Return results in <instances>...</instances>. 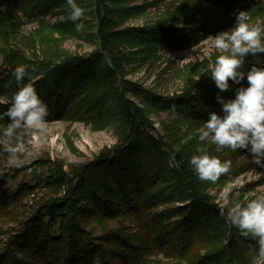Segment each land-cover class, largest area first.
<instances>
[{
  "label": "trees",
  "instance_id": "obj_1",
  "mask_svg": "<svg viewBox=\"0 0 264 264\" xmlns=\"http://www.w3.org/2000/svg\"><path fill=\"white\" fill-rule=\"evenodd\" d=\"M5 1L22 15L39 18L42 25L44 17L60 8L68 19L48 26L51 31L62 39L89 37L76 31L75 23L81 21L70 19L67 0ZM131 1L75 0L84 9L90 2L97 21L99 49L90 54L45 56L34 62L18 50H0V95L11 96L29 82L27 77L17 82L12 75L17 66L27 65L36 69L30 75L39 76L34 86L48 106L47 121L81 122L94 131L115 126L117 134L110 156L103 151L90 161L71 166L68 172L49 161L40 162L47 166V173L33 185L23 182L11 190L6 176L0 177V220L15 223L5 230L0 227L4 238L0 264H169L157 260L159 255L175 264H250L255 257L248 254L250 244L256 247L255 241L245 239L227 222L228 209L217 207L206 193L208 188L233 179L238 169L230 168L215 183L201 181L190 164L197 149L189 146V150L181 148L173 154L157 139L147 119L149 112L163 110L177 115L176 121L206 122L214 112L207 108L222 111L217 95L234 99L239 87L248 86L247 80L241 84L229 81L230 90L221 93L210 78L211 70H206L181 95L163 98L124 79V63H154L158 48L188 45L194 32L173 28L166 21L119 30L130 14L135 15L137 9L125 7ZM211 1L241 9L264 2ZM217 19L201 26L206 34L216 36L234 26L231 19ZM6 26L0 12V29L4 31ZM122 46L136 50L123 55L118 51ZM253 66L264 67V54L247 56L240 70L247 73ZM7 107L0 105V112ZM7 123L2 120L0 126ZM210 155L222 159L216 152ZM42 189L50 195L25 219L15 217L23 197Z\"/></svg>",
  "mask_w": 264,
  "mask_h": 264
},
{
  "label": "rangeland",
  "instance_id": "obj_2",
  "mask_svg": "<svg viewBox=\"0 0 264 264\" xmlns=\"http://www.w3.org/2000/svg\"><path fill=\"white\" fill-rule=\"evenodd\" d=\"M89 4L90 2L86 3L85 15L81 20L84 24L81 33L83 36L89 35V37L86 39L76 37L62 39L48 27L68 19V15L62 13L60 8H54L52 13L44 17L45 23L42 25L39 18L26 17L5 0H0V12L7 25L4 31L0 29V50H18L25 58L34 62L40 61L45 56L92 53L99 49V41L96 38L97 21L92 15V8ZM125 7L137 10L133 12L135 15L130 16V14L118 26L119 30L151 27L164 21L176 29L194 30L193 40L189 41L188 45L158 48L155 51L158 60L154 63L146 62L141 66L132 63L135 62L134 60L124 63V79L132 83L135 82L150 90L154 95L163 98L181 95L182 91L197 83L200 75L206 70H210V65L215 63V59L220 53L214 48L213 42L207 39L211 35L206 34L201 27L205 23L216 18H218L217 20L226 18L233 20L235 26L238 12L245 11L250 23L264 24V2H262V6H243L241 9L239 6L232 8L219 6L211 0H133ZM135 50L128 46L118 49L119 53L123 55L130 54ZM1 62L2 56L0 55V65ZM194 95L195 90L191 93V96ZM127 97L142 108L136 99L129 95ZM207 109H211L215 113H222V111L211 107ZM176 116L163 110L147 114V119L154 128L155 136L165 142L172 149L173 154L181 148L187 151L189 146L196 149L204 147L208 150L209 155L216 152L222 161L231 160V168L235 166V169H238L233 179L223 185L213 186L206 190L207 195L217 207L228 209L236 202L234 196L229 197L228 203L224 201L223 189L229 184L234 185L233 193L236 191L241 193L239 199L241 203L245 202V196L251 199L264 194V166L253 163L247 150L232 151L229 148H224L217 152L215 144L210 141L203 143L199 141L200 129L203 128L205 122L176 121ZM32 138H34V143L30 142ZM116 141L115 126L102 131H94L90 125L81 122L48 121L47 129L42 136L34 137L29 134L24 137V151L18 153L16 159H11L9 153L0 146L2 149L0 177L6 176L5 182L11 190H15L23 182L33 185L34 181L41 179L47 173V166L43 165L42 167L40 162L49 161L50 164L61 166L63 171L68 172L71 166L90 161L103 151L110 156ZM50 153L57 157L52 160ZM49 195V191L42 189L24 196L20 205L16 207L15 217L17 216L19 220L25 219L32 213L37 203ZM13 226L15 223L11 220H0V227L4 230ZM3 240V236L0 235V242ZM253 259L254 257L250 264ZM157 260L175 264L173 261L164 259L161 255L157 257Z\"/></svg>",
  "mask_w": 264,
  "mask_h": 264
},
{
  "label": "clouds",
  "instance_id": "obj_3",
  "mask_svg": "<svg viewBox=\"0 0 264 264\" xmlns=\"http://www.w3.org/2000/svg\"><path fill=\"white\" fill-rule=\"evenodd\" d=\"M71 8L70 19L81 21L86 9L78 6L75 0H67ZM76 31L84 29V24L75 23ZM207 39L213 42L220 53L213 65H210L211 76L220 92L230 90L231 81L241 84L247 80V87H239L234 99H222L217 95V102L222 106L223 115L213 112L200 129L199 141H210L216 145V151L224 148L232 151L247 150L253 163L264 166V67L253 66L247 73L240 69L249 55L264 54V24L250 23L247 12L239 11L235 26ZM35 68L27 65L17 66L12 75L17 82L27 77L11 96L0 95V105L8 106L0 112V121L7 119L6 126L0 127V146L9 153L11 159L24 151V137L42 136L47 129L49 116L48 106L39 97L34 86L35 78L30 75ZM196 155L190 159L194 173L201 181L215 183L221 175L227 174L231 168V160L209 155L204 147L197 148ZM234 185L223 189V198L228 203L234 196L236 202L228 208L225 219L235 227L245 239L255 241L256 247L249 245V255L255 254L252 264H264V194L239 202L241 193H233ZM223 215L224 213L221 212Z\"/></svg>",
  "mask_w": 264,
  "mask_h": 264
},
{
  "label": "built area",
  "instance_id": "obj_4",
  "mask_svg": "<svg viewBox=\"0 0 264 264\" xmlns=\"http://www.w3.org/2000/svg\"><path fill=\"white\" fill-rule=\"evenodd\" d=\"M30 142L31 143H34V138H32V141L30 140ZM51 155H50V158L52 159V160H54L57 156H54L52 153H50Z\"/></svg>",
  "mask_w": 264,
  "mask_h": 264
}]
</instances>
